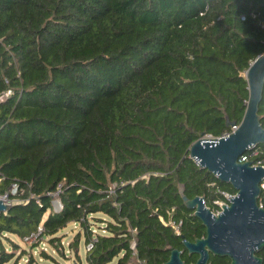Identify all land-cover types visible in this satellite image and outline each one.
<instances>
[{
	"label": "trees",
	"instance_id": "16d2710c",
	"mask_svg": "<svg viewBox=\"0 0 264 264\" xmlns=\"http://www.w3.org/2000/svg\"><path fill=\"white\" fill-rule=\"evenodd\" d=\"M263 52L264 0H0V191L19 185L0 238L42 224L39 241L63 253L58 233L75 222L69 247L83 260V238L86 264H161L173 248L195 262L183 238L206 227L180 186L210 207L237 189L189 148L229 131L226 115L242 120L245 71ZM259 114L264 126V93ZM6 238L0 264L20 247Z\"/></svg>",
	"mask_w": 264,
	"mask_h": 264
},
{
	"label": "water",
	"instance_id": "95a60500",
	"mask_svg": "<svg viewBox=\"0 0 264 264\" xmlns=\"http://www.w3.org/2000/svg\"><path fill=\"white\" fill-rule=\"evenodd\" d=\"M249 96L247 106L238 127L227 135H204L189 148L190 157L202 168H207L221 180L231 183L236 195L232 202L223 204L219 213H214L206 204L205 197H189L184 185L180 193L185 205L194 209L195 215L206 227V234L194 240L183 238L185 249L197 253L195 262L187 263L183 249L173 248L168 260L161 264H213L211 254L228 256L231 264H263L258 251L264 247V207L259 205L260 181L264 176L262 165H252V160L240 161L246 151L264 142V126L259 114V105L264 93V52L259 54L245 71ZM226 123H237L226 115ZM11 203L0 198V213L7 212ZM137 264H150L138 261Z\"/></svg>",
	"mask_w": 264,
	"mask_h": 264
},
{
	"label": "rangeland",
	"instance_id": "374dc122",
	"mask_svg": "<svg viewBox=\"0 0 264 264\" xmlns=\"http://www.w3.org/2000/svg\"><path fill=\"white\" fill-rule=\"evenodd\" d=\"M60 200L55 199L54 200V209L60 210ZM99 216L103 214H97ZM95 231H102L99 229V224H96L93 226ZM80 225L75 222H70L68 225L63 228L58 234L61 235L62 240L61 244L59 245V249L63 250L62 252H58V250L55 248V246L51 245L48 241V239H44L42 241L35 240L33 242H27L20 238L19 236L15 234H5L0 238V243L3 242L6 244V246L9 248V251H12V246H10L7 236H10L14 241L19 243L20 247L16 251L14 257L5 264H27L29 261V256L32 255V257L35 258L36 262H40L43 264H86L85 260V254H86V245L84 243V239L82 238L80 249H79V255H81V260L78 256V254L75 253V251L69 247L70 242L74 240V236L76 235L77 231L80 229ZM34 243H39L36 247H34ZM136 241H133V244L135 245ZM88 245V244H87ZM22 249L26 250V253L21 252ZM47 251L48 253L52 254L54 257H56L57 262L51 261L48 259H45L43 256H41L42 250ZM117 257L114 259V262H116ZM138 260L134 259L132 261V264H137Z\"/></svg>",
	"mask_w": 264,
	"mask_h": 264
},
{
	"label": "built area",
	"instance_id": "2783aa9c",
	"mask_svg": "<svg viewBox=\"0 0 264 264\" xmlns=\"http://www.w3.org/2000/svg\"><path fill=\"white\" fill-rule=\"evenodd\" d=\"M9 94V93H7ZM239 123H236L234 125L231 126V129L227 132H225L222 135H227L229 134L230 131L235 130L238 127ZM261 153V150L258 147H253L252 149L244 152L240 157L239 160L240 161H246V160H252V165H262L264 167V160L263 159H254L255 157H257L259 154ZM3 179V176H1L0 174V181ZM260 187H261V194L259 195V205L264 207V176L262 177L261 181H260ZM217 192L221 193L223 195L224 198H219L215 200V204L217 205L216 209L218 210V212H220L223 209V204H230L232 202L230 196L232 195H236V192H231L228 190H224V189H217ZM19 193V185L17 183H13L5 192H1L0 191V198L3 199L5 202L8 203H15L17 201H19L17 198H14L12 195H16ZM60 208L62 207L61 202L59 203ZM215 212V211H214ZM166 223L172 224L175 228V230L180 233V227H181V223L182 221L176 222L174 220L171 221H166ZM44 231V227L43 225H39L38 229L32 233H30L29 235H26L23 240L27 241V242H33L35 240H41V233ZM93 243L90 242L87 245V249L92 248Z\"/></svg>",
	"mask_w": 264,
	"mask_h": 264
},
{
	"label": "flooded vegetation",
	"instance_id": "af4514ba",
	"mask_svg": "<svg viewBox=\"0 0 264 264\" xmlns=\"http://www.w3.org/2000/svg\"><path fill=\"white\" fill-rule=\"evenodd\" d=\"M209 207H210V206H209ZM210 208L212 209L213 212L215 211L214 213H219L218 210L216 209V208H217V207H216V204H215V206L213 205V206L210 207ZM262 248H263V247H262ZM259 251H260V250H259ZM259 251H258V252H259Z\"/></svg>",
	"mask_w": 264,
	"mask_h": 264
}]
</instances>
